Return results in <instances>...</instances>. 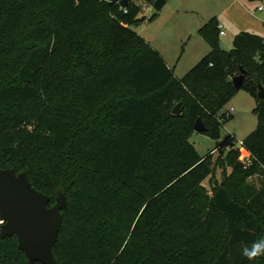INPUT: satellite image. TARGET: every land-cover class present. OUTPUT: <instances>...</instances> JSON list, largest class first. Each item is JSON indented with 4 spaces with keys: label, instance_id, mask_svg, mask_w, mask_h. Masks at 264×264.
Returning <instances> with one entry per match:
<instances>
[{
    "label": "trees",
    "instance_id": "obj_1",
    "mask_svg": "<svg viewBox=\"0 0 264 264\" xmlns=\"http://www.w3.org/2000/svg\"><path fill=\"white\" fill-rule=\"evenodd\" d=\"M166 4L0 0V164L27 171L51 205L64 188L59 264H264L242 254L264 238L263 39L244 31L224 49L213 17L201 29L211 51L180 79L130 28ZM242 68L258 102L248 168L236 149L215 158L219 147L191 142L199 117L220 136ZM218 167L232 173L210 192ZM0 264H30L17 235L0 238Z\"/></svg>",
    "mask_w": 264,
    "mask_h": 264
},
{
    "label": "rangeland",
    "instance_id": "obj_2",
    "mask_svg": "<svg viewBox=\"0 0 264 264\" xmlns=\"http://www.w3.org/2000/svg\"><path fill=\"white\" fill-rule=\"evenodd\" d=\"M261 5H264V0H167L160 16L152 21L149 17L154 9H146L148 6L145 5L140 17L146 16L147 19L133 23L130 28L164 53L175 75L181 79L211 51V45L203 37L201 29L213 16L218 18L225 32L220 34L222 48L232 49L235 36L244 31L259 35L264 43V10H259ZM257 105V99L248 90L240 89L220 112L223 114L234 109L233 116L223 120L220 136L214 138L208 133L196 131L191 142L202 155L219 147L214 153L217 158L222 151H229L221 146L229 134H233L235 143L239 144L240 140L255 130L258 117L254 109ZM231 173V167L226 168V171L218 167L204 181V185L211 192L215 184ZM248 181L260 187L261 177L255 175Z\"/></svg>",
    "mask_w": 264,
    "mask_h": 264
},
{
    "label": "water",
    "instance_id": "obj_3",
    "mask_svg": "<svg viewBox=\"0 0 264 264\" xmlns=\"http://www.w3.org/2000/svg\"><path fill=\"white\" fill-rule=\"evenodd\" d=\"M115 1V0H108ZM130 0H120L125 8ZM264 62V52L259 54ZM247 71L242 68L233 78L234 85L241 89L246 81ZM259 97L264 98V85L259 83ZM173 113L180 114L178 103ZM195 131L207 132L209 127L199 117L194 124ZM68 199L64 188L58 189L56 203L51 205L49 195L33 186L27 171L18 172L16 168H2L0 164V238L17 235L19 247L30 264H59L53 248L58 241L63 225V209Z\"/></svg>",
    "mask_w": 264,
    "mask_h": 264
},
{
    "label": "built area",
    "instance_id": "obj_4",
    "mask_svg": "<svg viewBox=\"0 0 264 264\" xmlns=\"http://www.w3.org/2000/svg\"><path fill=\"white\" fill-rule=\"evenodd\" d=\"M148 6V5H146ZM259 10H264V5L259 6ZM220 34H225L222 25H220ZM233 108L228 111V115L233 114ZM236 137L233 134H229L226 140H224L221 146H225L227 150L236 149L240 152V160L242 161L244 168H248L253 164V157L250 151L246 148L244 140H240L239 144L235 143Z\"/></svg>",
    "mask_w": 264,
    "mask_h": 264
},
{
    "label": "clouds",
    "instance_id": "obj_5",
    "mask_svg": "<svg viewBox=\"0 0 264 264\" xmlns=\"http://www.w3.org/2000/svg\"><path fill=\"white\" fill-rule=\"evenodd\" d=\"M242 254L249 261H254L257 257H264V238L253 242L251 247L245 246Z\"/></svg>",
    "mask_w": 264,
    "mask_h": 264
},
{
    "label": "crops",
    "instance_id": "obj_6",
    "mask_svg": "<svg viewBox=\"0 0 264 264\" xmlns=\"http://www.w3.org/2000/svg\"><path fill=\"white\" fill-rule=\"evenodd\" d=\"M148 8H152L151 6H148L146 9H148ZM153 9V8H152ZM146 11V10H145ZM153 12H154V10H153ZM153 12H152V14H153ZM151 14V15H152ZM160 14H161V12H160ZM160 14H159V16H160ZM213 17H216V16H213ZM212 17V18H213ZM207 23V22H206ZM143 36V35H142ZM144 37V36H143ZM145 38V37H144ZM147 40V39H146ZM148 41V40H147ZM150 42V41H149ZM151 43V42H150ZM152 45V44H151ZM153 46V45H152ZM154 47V46H153ZM157 49V48H156ZM159 50V49H158ZM160 51V50H159ZM160 53L163 55V57L165 58V55H164V53H162L161 51H160ZM166 59V58H165ZM166 61H167V59H166ZM167 63H168V65L170 66V67H172L170 64H169V62L167 61Z\"/></svg>",
    "mask_w": 264,
    "mask_h": 264
},
{
    "label": "snow or ice",
    "instance_id": "obj_7",
    "mask_svg": "<svg viewBox=\"0 0 264 264\" xmlns=\"http://www.w3.org/2000/svg\"><path fill=\"white\" fill-rule=\"evenodd\" d=\"M0 223H2V221H0Z\"/></svg>",
    "mask_w": 264,
    "mask_h": 264
}]
</instances>
